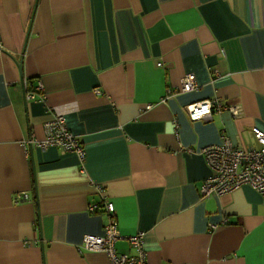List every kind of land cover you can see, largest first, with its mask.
<instances>
[{
  "label": "crops",
  "instance_id": "0c3cea01",
  "mask_svg": "<svg viewBox=\"0 0 264 264\" xmlns=\"http://www.w3.org/2000/svg\"><path fill=\"white\" fill-rule=\"evenodd\" d=\"M188 73L199 87L180 91ZM38 86L43 98L27 99ZM214 98L237 112L190 120L188 104ZM55 114L84 163L27 143ZM254 127L264 131V0H0V264H112L81 247L104 232L106 201L118 253L144 231L147 264H264L261 194L200 195L201 148L258 147Z\"/></svg>",
  "mask_w": 264,
  "mask_h": 264
},
{
  "label": "built area",
  "instance_id": "2783aa9c",
  "mask_svg": "<svg viewBox=\"0 0 264 264\" xmlns=\"http://www.w3.org/2000/svg\"><path fill=\"white\" fill-rule=\"evenodd\" d=\"M157 65L161 66L162 62H157ZM198 87L199 84L194 74L188 73L182 80L180 91L189 92ZM40 91L41 86L35 90L26 87L27 99L43 98L44 95ZM145 108H151V104H147ZM186 109L191 121L207 119L214 110L237 112L236 107L225 105L219 98L194 101L188 104ZM44 127L45 137L43 139L39 140L32 136L27 143L38 144L43 148L56 146L63 152L76 153L81 162H85V146L79 136L69 128L62 114H55L51 120L45 122ZM253 132L258 147H238L229 138L223 137L219 143L208 144L201 148V153L210 168V174L203 180L200 187L201 198L212 194L230 193L248 184L261 194L264 202V131L254 127ZM99 189L101 188L99 187ZM20 199H27V197L17 196L16 200ZM104 208L109 214L104 232L102 234H85L81 247L88 251L106 253L112 264H147V252L144 247L145 232L139 231L128 237V241L134 249L133 252L118 253L115 243L121 234L114 215V205L111 201H106ZM99 209L100 207L97 205L89 207L92 213H96Z\"/></svg>",
  "mask_w": 264,
  "mask_h": 264
},
{
  "label": "water",
  "instance_id": "95a60500",
  "mask_svg": "<svg viewBox=\"0 0 264 264\" xmlns=\"http://www.w3.org/2000/svg\"><path fill=\"white\" fill-rule=\"evenodd\" d=\"M20 66H21V64H20Z\"/></svg>",
  "mask_w": 264,
  "mask_h": 264
}]
</instances>
